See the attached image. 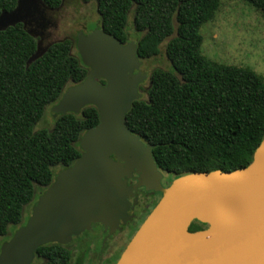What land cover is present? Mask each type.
I'll use <instances>...</instances> for the list:
<instances>
[{
    "label": "trees",
    "instance_id": "trees-1",
    "mask_svg": "<svg viewBox=\"0 0 264 264\" xmlns=\"http://www.w3.org/2000/svg\"><path fill=\"white\" fill-rule=\"evenodd\" d=\"M41 1L50 10L62 2ZM83 1L95 2V27L99 23L122 43L128 40L131 13L141 60L158 54L167 40L170 69H152L146 97L133 100L126 113L128 129L152 144L159 169L175 178L193 171L234 170L251 162L264 135V79L249 67L219 63L201 52L199 29L220 0ZM243 1L264 14V0ZM15 4L0 0V12ZM36 47L37 38L21 23L0 31V237L8 225L22 223L24 206L34 199L36 187L53 181L54 167L69 166L80 156V135L99 121L96 107L86 105L79 113L56 115L51 129L34 131L66 84L82 81L88 72L78 53L71 52L69 38L46 44L26 64ZM199 227L194 220L189 230ZM34 258L39 264H69L70 250L46 243Z\"/></svg>",
    "mask_w": 264,
    "mask_h": 264
},
{
    "label": "water",
    "instance_id": "water-1",
    "mask_svg": "<svg viewBox=\"0 0 264 264\" xmlns=\"http://www.w3.org/2000/svg\"><path fill=\"white\" fill-rule=\"evenodd\" d=\"M45 10L41 0H16L0 12V31L21 23L38 36L26 64L46 49L42 35L51 21ZM75 47L87 75L64 89L51 113L93 105L99 121L80 135V156L57 171L25 223L0 245V264H31L40 245L66 244L91 222L114 227L126 217V179L133 173V188H160L162 196L114 264H264V135L248 165L185 173L161 188L152 144L126 125L132 101L142 96L138 85L148 78L139 70L136 39L122 43L98 23L77 33ZM194 220L206 227L190 231Z\"/></svg>",
    "mask_w": 264,
    "mask_h": 264
},
{
    "label": "rangeland",
    "instance_id": "rangeland-1",
    "mask_svg": "<svg viewBox=\"0 0 264 264\" xmlns=\"http://www.w3.org/2000/svg\"><path fill=\"white\" fill-rule=\"evenodd\" d=\"M50 14L54 24L43 36L41 45L64 38L72 40L71 52L77 53L76 36L79 31H90L95 28L99 16L94 1L62 0L61 5ZM128 39L139 36L131 24V13L126 26ZM199 33L202 36L201 52L207 58L227 65L249 67L264 79V14L243 0H220L214 15L204 22ZM38 40V36L36 37ZM160 44L159 53L142 59L139 69L149 76L154 68L170 69V62L165 55L164 45ZM72 83L68 82L66 88ZM140 93L145 98L148 78L141 84ZM54 117L51 106L45 108L40 120L34 125V131L40 128L51 129ZM61 167H54V175ZM45 187H36L34 199L22 210V223L8 225L6 235L0 237V245L7 241L11 233L23 225L31 213V207ZM34 258L32 264H39Z\"/></svg>",
    "mask_w": 264,
    "mask_h": 264
},
{
    "label": "flooded vegetation",
    "instance_id": "flooded-vegetation-1",
    "mask_svg": "<svg viewBox=\"0 0 264 264\" xmlns=\"http://www.w3.org/2000/svg\"><path fill=\"white\" fill-rule=\"evenodd\" d=\"M45 15L51 24L44 30L42 38L54 24L50 9L45 10ZM157 169L161 173L159 185L165 188L173 178L164 170L158 167ZM137 177V173H133L132 177L126 179L131 192L127 196L128 207L125 219H119L114 227L100 221L91 222L88 228L72 236L70 241L64 244L70 250L69 264H114L116 262L134 232L162 196L160 188H146L143 185L133 188L137 183ZM199 223L200 227L196 230L206 227V224Z\"/></svg>",
    "mask_w": 264,
    "mask_h": 264
}]
</instances>
